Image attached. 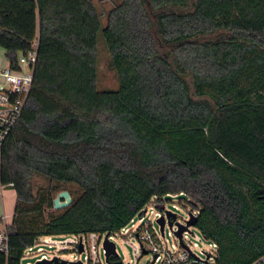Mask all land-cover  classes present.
<instances>
[{"label": "trees", "instance_id": "obj_1", "mask_svg": "<svg viewBox=\"0 0 264 264\" xmlns=\"http://www.w3.org/2000/svg\"><path fill=\"white\" fill-rule=\"evenodd\" d=\"M101 37L117 89L99 88ZM35 43L0 166L16 192L0 264L41 236L117 232L168 194L199 211L213 264H264V0H121L106 22L94 0H0L12 68ZM61 190L71 204L47 213Z\"/></svg>", "mask_w": 264, "mask_h": 264}, {"label": "built area", "instance_id": "obj_2", "mask_svg": "<svg viewBox=\"0 0 264 264\" xmlns=\"http://www.w3.org/2000/svg\"><path fill=\"white\" fill-rule=\"evenodd\" d=\"M37 63V43H35L34 48L25 54H20L18 57V68H12L10 63L0 68V166L3 161V149L4 146L18 121L23 115L26 103L28 101L29 95L31 93L33 82H34V70ZM12 185V184H11ZM6 186L0 185V195L2 196V190ZM177 194H168L159 198L157 196L153 197L151 201H155L157 204L153 207L150 206L151 201L138 213L136 214L129 223L123 227L121 230L114 233H83L78 235H47L41 236L35 240V242L26 247L19 258L18 263L21 264V259L24 256V252L29 249L31 250L35 245H41L38 248V252L44 253L45 250L42 244L47 245L51 250L54 248L56 252L67 251L70 246H73L78 252L79 256L83 255V259L77 258L71 261H67L66 264H74L80 261L81 264H102V259L100 256V249L105 256L107 261L106 250L104 247L105 241L108 238L110 241L114 242L115 236L117 234L123 235L125 237L135 236L138 240L136 244L131 243L135 251V255L141 254H153V264H213L214 255L216 254L217 245L212 242L211 247L214 248V253L206 252L201 250L197 253L191 245L186 242V236L191 233L190 227L189 231L183 233V243L182 245L179 239L177 244L173 245L172 249L165 247L163 240L165 239L166 233H162L158 219L160 217L167 218L166 203H164V197H177L181 196ZM170 202L169 200H167ZM173 207L177 206L173 204ZM151 209L152 212L158 216L157 225L159 230H156L150 219L146 216L148 210ZM171 212V211H170ZM193 215L198 217L199 211L193 209L191 211ZM11 222L7 221L6 215L0 217V251L7 255L11 254V240L9 225ZM168 223V221H167ZM166 223V224H167ZM173 235L174 232H173ZM54 237H66L62 240H56ZM197 240H201L203 237L199 235H194ZM75 238V239H74ZM83 244V251L80 252L79 245ZM115 243V242H114ZM116 244V243H115ZM196 247V244L194 245ZM117 250V246H116ZM50 254V256H49ZM61 259L54 252H46L42 254L37 260H53L54 258ZM111 262L122 261L119 256L111 255ZM36 261V262H37ZM109 264V262L107 261ZM6 264H10L7 262ZM34 264V263H28ZM124 264V262H123Z\"/></svg>", "mask_w": 264, "mask_h": 264}, {"label": "rangeland", "instance_id": "obj_3", "mask_svg": "<svg viewBox=\"0 0 264 264\" xmlns=\"http://www.w3.org/2000/svg\"><path fill=\"white\" fill-rule=\"evenodd\" d=\"M97 6V9L100 14H102L103 18H107L108 12L121 0H94ZM100 45H99V63H98V84L100 89H117L119 87V79L115 70L111 67V59L110 54L103 43V38L101 37ZM8 64V60L6 58L5 50L0 47V67H3ZM48 182L43 178H37L34 183V192L36 193L41 187L47 186ZM74 186H69V189L74 192L76 196L79 191L75 189ZM68 189V190H69ZM63 191V190H61ZM58 191L55 193V198L57 197ZM3 195H0V217L2 215H6L7 221H12V215L14 213V198H15V190L11 187H5L2 190ZM164 203H166L167 210L176 214L177 220L176 222L185 223L189 219V213L194 209L188 202V198L185 195L177 196V197H164ZM169 200L170 202H168ZM157 203L155 201H151L150 206H155ZM173 204L177 206L173 207ZM64 210V208L60 209H48L47 213H60ZM151 220L153 227L156 230H159V226L157 225L158 216L155 215L151 209L148 210V214L146 216ZM177 225L174 224V228L172 229L169 224H166L165 227V239L163 240L165 247L172 249L174 244H177L179 241L176 239L173 232L176 230ZM194 235H199V231L195 228H191V233H188L186 236V242L191 245V247L197 252L200 253L201 250L206 252L214 253V248L211 247V241L208 239L202 238L201 240H197ZM66 237H54L56 240H62ZM75 239V238H74ZM114 242L117 246V253L119 258L124 262V264H149L153 260V254H145V255H135V251L131 246V243L136 244L138 242L135 236L125 237L123 235L117 234L115 236ZM196 244V247L194 246ZM41 246V245H40ZM39 245H35L31 250L27 249L24 252V256L21 259V264L35 263L42 254H46V252H54L61 259L71 261L73 259L81 258L83 259V255L79 256L78 252L75 250L73 246H70L67 251L56 252L54 248L51 250L47 245L42 244L45 252H38ZM50 256V254H49ZM100 256L102 259V264H108L105 260V256L100 249Z\"/></svg>", "mask_w": 264, "mask_h": 264}, {"label": "water", "instance_id": "obj_4", "mask_svg": "<svg viewBox=\"0 0 264 264\" xmlns=\"http://www.w3.org/2000/svg\"><path fill=\"white\" fill-rule=\"evenodd\" d=\"M73 198L68 190H63L58 193L57 197L54 199V208L55 209H60V208H65L68 207ZM177 216L176 214L168 211L167 212V218L165 217H160L158 219V222L161 227L162 233L165 231L166 223L168 221L169 226L173 229L174 224L177 225L176 230L174 231L175 236L179 239L182 245L185 246L183 243V233L185 231H189L190 227L195 226L197 223V216L193 215L192 212L189 213V219L185 223H180L176 222ZM105 250H106V256H107V261L109 264H123V261H116V262H111L110 256L115 255L118 256L117 250H116V244L113 241H110L108 238L105 241L104 244ZM80 252L83 251V244L80 243L79 245ZM144 254H147V251H144ZM67 261L65 260H59V258H54L53 260H40L35 262L34 264H66ZM154 262H150L149 264H153ZM74 264H81L80 261L75 262Z\"/></svg>", "mask_w": 264, "mask_h": 264}, {"label": "crops", "instance_id": "obj_5", "mask_svg": "<svg viewBox=\"0 0 264 264\" xmlns=\"http://www.w3.org/2000/svg\"><path fill=\"white\" fill-rule=\"evenodd\" d=\"M0 68H2V67H0ZM14 199L16 200V192H15V198ZM15 200H14V207H15ZM12 217H13V215H12Z\"/></svg>", "mask_w": 264, "mask_h": 264}]
</instances>
